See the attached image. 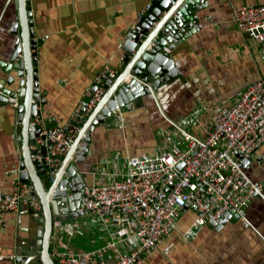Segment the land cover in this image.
Returning a JSON list of instances; mask_svg holds the SVG:
<instances>
[{"label": "crops", "instance_id": "crops-1", "mask_svg": "<svg viewBox=\"0 0 264 264\" xmlns=\"http://www.w3.org/2000/svg\"><path fill=\"white\" fill-rule=\"evenodd\" d=\"M30 1L34 36L41 40L36 48L40 97L45 100L41 116L51 125H65L77 106L90 100L93 79L105 66L124 69L121 58L131 26L138 13L156 0ZM254 2L264 0L234 1L238 5ZM197 13L201 30L171 51L178 76L157 88V101L149 95L139 98L133 108H121L123 126L115 125L112 118L92 130L88 154L77 163L88 185L108 180L89 173L105 158L158 151L162 145L159 131L170 126L168 119L179 121L205 104L210 108L204 116L209 125L217 106L234 104L264 71L259 47L236 30L228 0H206V7ZM18 15V0H0L2 58L12 53L16 35L11 25ZM20 132L13 105H0V177L7 191H12L19 180ZM248 174L264 185V144L252 158ZM77 180L83 178L78 176ZM36 215L27 200L21 202L18 212L7 215L0 228V264H16L17 257L27 259L36 250L41 229ZM194 217L193 210H185L177 230L143 264H264L263 198L252 200L247 209L248 222L232 217L218 226L208 224L194 241L184 242L176 233L186 229ZM125 227L124 217L119 221V233L89 225L85 236L70 240V247L84 250L103 244L113 234L124 237ZM65 246L66 238L55 235L51 250Z\"/></svg>", "mask_w": 264, "mask_h": 264}, {"label": "built area", "instance_id": "built-area-1", "mask_svg": "<svg viewBox=\"0 0 264 264\" xmlns=\"http://www.w3.org/2000/svg\"><path fill=\"white\" fill-rule=\"evenodd\" d=\"M228 1L236 30L254 40L264 65V2L238 5L235 0ZM150 7L148 4L138 13L130 31ZM121 71L115 66H105L93 79L90 100L77 106L67 124L51 125L40 115L31 119L30 125L40 130L32 148L46 147L50 182H54V175L83 124L105 95L106 82L116 79ZM131 80L130 75L125 78L126 82ZM138 82L152 93L150 82L144 78H138ZM18 104L15 101L14 106ZM209 112L210 108L202 104L179 121L168 119L170 126L159 131L162 145L158 151L126 157L115 154L101 160L89 173L107 177L105 182L97 180L88 185L84 174L78 170L75 181L83 186L77 213L53 221L52 240L55 235L67 240L64 248L51 250L55 263L143 264L146 257L177 230L179 219L187 209L193 210L195 217L185 230V238H195L210 220H223L228 215L248 222L247 209L252 200L257 196L264 199V185L250 177V164L242 163L246 158L251 162L264 144V71L234 104L217 106L207 125L204 116ZM111 118L116 120L115 125H124L121 108L109 112L106 122ZM86 137L85 131L78 149ZM33 158L40 160L41 156ZM78 162L82 161H78L74 153L69 164L77 166ZM180 163L183 165L178 168ZM16 169L20 173L19 165ZM78 176H83V180L78 181ZM75 188L77 184L69 181L61 190L67 197H73L77 194ZM33 192V185L21 180L12 191H7L0 177V228L9 213L19 211L23 200L36 212L42 209ZM121 217L127 224L124 237L113 234L103 244L84 250L70 247V240L85 236L89 225L119 233ZM23 262L17 260L16 264Z\"/></svg>", "mask_w": 264, "mask_h": 264}, {"label": "water", "instance_id": "water-1", "mask_svg": "<svg viewBox=\"0 0 264 264\" xmlns=\"http://www.w3.org/2000/svg\"><path fill=\"white\" fill-rule=\"evenodd\" d=\"M205 7L206 0H156L151 4L124 43V69L116 79L106 82L105 95L83 124L55 173L54 182H50L43 178L48 169L45 162L46 147L42 146L40 150L32 148L40 130L30 125L32 118L41 116L40 108H43L45 102L40 97L36 66V48L41 40L34 36L31 1L18 0L19 15L11 25V31L16 35L12 53L8 57H0V105L12 104L16 111L17 120L21 125V132L17 136L22 156L19 163V180L33 185V193L40 200L42 209L35 216L41 224L36 250L27 259L19 257L16 261H25L23 264H56L51 256L53 221L57 217L76 215L83 186L75 181L77 166L69 164L73 154L76 153L78 161L85 160L90 134L96 125H105L109 112L123 107L133 108L135 100L143 99L147 95L157 101V88L178 76L171 51L175 50L180 42L186 41L201 30L197 11H202ZM129 75L132 80L126 82L125 78ZM138 78L150 82L152 93L138 82ZM15 101H18V106H14ZM85 131L87 137L78 149ZM34 156H41V159L33 158ZM242 163L247 166L250 160L243 159ZM182 165L180 163L178 168ZM69 181L77 184V194L73 197H67L61 190ZM72 202L75 203L74 207L71 206ZM77 211L82 213L78 209ZM229 216L219 221L210 220V224H224L231 218Z\"/></svg>", "mask_w": 264, "mask_h": 264}, {"label": "rangeland", "instance_id": "rangeland-1", "mask_svg": "<svg viewBox=\"0 0 264 264\" xmlns=\"http://www.w3.org/2000/svg\"><path fill=\"white\" fill-rule=\"evenodd\" d=\"M112 119V118H111ZM111 119H108V120H111ZM46 177L48 178L49 177V174L47 173L46 175H44V179H46ZM185 230L186 229H184V230H179V232H177L176 234H177V236L179 237V239H181L182 241H184V242H192V241H194V239L193 238H185L184 237V233H185ZM168 249H170V246L169 247H167V252H168ZM58 264V263H57Z\"/></svg>", "mask_w": 264, "mask_h": 264}, {"label": "trees", "instance_id": "trees-1", "mask_svg": "<svg viewBox=\"0 0 264 264\" xmlns=\"http://www.w3.org/2000/svg\"><path fill=\"white\" fill-rule=\"evenodd\" d=\"M254 3H256V4H257V3H261V2H254ZM57 236H58V235H57Z\"/></svg>", "mask_w": 264, "mask_h": 264}]
</instances>
